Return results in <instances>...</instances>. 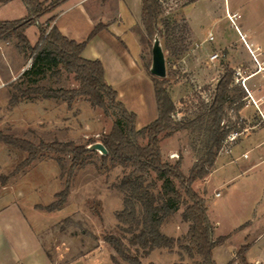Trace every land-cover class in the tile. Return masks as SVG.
<instances>
[{
  "label": "crops",
  "instance_id": "0c3cea01",
  "mask_svg": "<svg viewBox=\"0 0 264 264\" xmlns=\"http://www.w3.org/2000/svg\"><path fill=\"white\" fill-rule=\"evenodd\" d=\"M41 1L48 4L52 0ZM200 1L196 0L192 4ZM16 2H20L27 16L28 9L23 0H11L0 4L13 5ZM237 5L240 7L233 11L231 8L228 11L226 6V16L234 13L240 16L242 13L241 33L246 36V41L262 64V69L259 68L245 43L248 50L245 58L237 49L222 46L226 66L236 71L234 83L245 90L243 98L245 104L240 110L235 111V115L246 124V127L236 141L226 144L220 150L214 166L204 177L202 189L200 191L197 189V183L201 179L196 181L193 187L206 201L208 217L214 226V238L229 235L223 244L213 249L216 264H240L237 251L244 244H249L246 252L248 263L264 264V0H241ZM141 14L142 0H62L58 2L54 11L42 14L37 24L32 25L38 27L40 22L47 24L49 18L55 16L51 26H57L65 36L81 42L87 39L99 23L105 24L106 26L88 42L82 56L99 59L104 65L105 79L117 90L119 100L130 111L135 112L140 109L141 115L135 112L138 129L157 118L147 102V94L152 86L154 88V83L146 69L138 62L141 52L139 32L143 29ZM192 29L196 34V30L193 27ZM219 51L214 49L211 54ZM238 68L241 69L240 74H237ZM154 98L156 103L155 89ZM44 101H47L50 107L56 104L53 103L56 101L54 98H46L42 102ZM85 103L87 108L93 110L88 101ZM145 103L149 107H146ZM1 144L4 143L0 142ZM5 147L11 159L14 158L1 168L0 177L9 175L26 158L24 151L7 144ZM173 154L174 151L171 153V158L176 157ZM49 160L57 162L50 157L38 158L32 165L9 176L5 182L0 179V264H90V261L98 264L100 261L97 260L96 254L104 249H108L110 259L102 264H114L112 256L116 255V252L103 239L107 233L98 234L91 227L94 237H90L83 229L84 237L79 238L72 232V226L63 231L60 229L63 220L74 216L73 214L77 212L52 223L37 222L34 217L31 220L27 216L28 211L36 215L41 212L50 215L51 212L63 210L67 205L68 199L59 209L49 211L44 208L53 203L57 199L56 194L63 189L60 168L58 177L62 188L59 191L53 190L52 198L50 196L45 202H40V198L36 196L28 200L22 197L21 187L26 178L40 163ZM193 163L189 165V170ZM211 185L215 196L223 198L221 207L212 208L209 202L208 193ZM109 190L117 192L122 197V207L115 211L116 215V212L123 208V194L116 188ZM182 212L183 209H180L166 219L161 231L177 238L180 236L181 227L186 226L187 233L189 223L183 220ZM77 218L82 221L87 220L86 216L80 218L77 216ZM82 225L86 227L84 223ZM114 229L116 231L120 229L117 218ZM115 234L119 233L115 232ZM133 250L139 255L143 264H174L181 260L191 263L190 260L193 259L178 246L173 249L155 248L149 253H142L134 247ZM121 263L127 264L124 261Z\"/></svg>",
  "mask_w": 264,
  "mask_h": 264
},
{
  "label": "trees",
  "instance_id": "16d2710c",
  "mask_svg": "<svg viewBox=\"0 0 264 264\" xmlns=\"http://www.w3.org/2000/svg\"><path fill=\"white\" fill-rule=\"evenodd\" d=\"M9 1L11 0H0L2 3ZM23 1L28 15L21 19L0 20V37H16V47L26 58H32L27 74L43 63H61L64 69L74 73L79 87L68 89L39 86L29 88L22 94L35 92L44 98L62 99L69 105L77 98L84 97L92 107L101 108L106 115L111 110L116 115L110 131L103 137L102 144L106 153L101 155V166L104 169L120 165L126 170L115 185L123 194V208L116 212L123 234L107 233L103 237L116 252L112 256L114 264H122L120 260L127 264H143L133 247L149 253L155 248L173 249L176 246L185 250L192 258L199 257L194 264H216L213 249L223 244L229 235L214 238V226L208 217L206 201L193 185L209 174L220 150L227 144V136L236 128V124L224 122L227 105L231 107L235 104L236 107L232 108L240 110L245 104V90L234 84L233 71H227L220 77L212 98L207 102L202 101L201 111L195 117L183 116L176 119L178 110L166 87L167 79L146 69L154 83L158 116L138 129L136 113L119 100L117 90L107 83L103 63L99 59L82 56L88 42L106 25L99 23L87 39L78 42L65 36L57 26H51L55 19L53 16L49 18L46 26L38 23L39 39L32 45L26 31L37 24L38 18L48 12L50 7L46 8L41 0ZM59 1L62 0H57ZM161 13V0H142L141 22L149 45L153 48V40L162 36L166 38L165 48L168 52L173 55L185 53L188 50L186 43L175 33L170 34L172 23L167 19L162 21L167 31L163 33L159 25ZM12 98L14 101L18 99L17 96ZM241 127L236 131H241ZM184 129L200 137L198 156L188 173L184 172L182 156L175 162L165 160L161 148L163 138H170ZM0 142L26 153V158L9 175L0 177L2 182L32 165L38 158H44L47 154L55 155L53 159L59 164L64 186L56 194L57 199L44 207L49 211L59 209L66 203L75 172L84 167L86 157L95 151L89 144L76 143L74 140L41 139L36 143L1 129ZM149 173L156 174L155 179L150 182L146 177ZM156 187H159L158 191L154 190ZM181 207H184L182 218L189 223L188 231L183 237L168 236L161 231V226ZM64 220L75 223L69 217ZM248 248L249 244H244L237 251L240 264H249L246 259ZM174 264L192 263L181 260Z\"/></svg>",
  "mask_w": 264,
  "mask_h": 264
},
{
  "label": "rangeland",
  "instance_id": "374dc122",
  "mask_svg": "<svg viewBox=\"0 0 264 264\" xmlns=\"http://www.w3.org/2000/svg\"><path fill=\"white\" fill-rule=\"evenodd\" d=\"M194 1L196 0H161L162 13L159 25L163 33H166L162 21L167 19L172 23L170 34L175 33L186 43L188 50L185 53L173 55L168 52L165 48L166 38L162 36L153 40L154 47L151 48L143 25L142 32H139L141 52L138 62L144 69L154 72L155 60L162 59L165 68V74L162 77L167 79L166 87L177 107L176 119L183 116L195 117L201 111L202 101L207 102L212 98L216 84L225 72L233 71V78L237 76L235 70L226 66L225 52L222 51V46H231L233 49H237L244 58L248 54L241 38L242 13L234 19V23L229 19V16H226V6L228 11L229 8L233 11L240 7L237 3L241 0H227V2L226 0H201L197 4H192ZM57 4V0H52L44 6L50 7L49 12H52ZM25 15L26 12L23 11L20 2L13 5L0 4V19L21 18ZM40 24L46 26L44 22H40ZM192 27L196 30V34ZM209 31L214 35L212 41L208 39ZM26 34L32 44H35L39 39L37 26L28 28ZM16 42V37L8 39L0 37V73L4 81L7 82L0 89V129L6 133L28 138L36 143L41 139L45 141L74 140L76 143L89 144V147L95 150L86 157L84 167L75 172L71 193L63 210L51 212L50 215L45 212L36 215L34 212L28 211L27 216L31 220L34 217L37 222L52 223L70 213L77 212L73 214L74 216H69L75 223L63 220L60 226L62 231L72 226V232L79 238L84 237L83 229L90 237H94L90 230L91 227L96 233H102L101 235L115 232L123 234L121 228L119 231L114 229L116 225L115 211L122 207V197L117 192H111L109 188H116L115 185L126 170L120 165L104 169L101 166L102 152L96 148L98 144L102 143L104 135L110 131L116 118L115 113L111 110V113L106 115L101 108L92 106L93 110L87 108L85 103L87 99L84 97L77 98L71 105L67 101L54 98L56 101L53 103L56 104L50 107L47 101L42 102L46 98L41 94L35 92L22 94L29 88L39 86L78 88L79 82L75 79L74 73L64 69L61 63H43L38 65L32 73L27 74L26 71L32 65V58H26L23 52L16 47ZM214 49L220 50L218 52L220 56L215 59L216 62L211 59ZM13 96H17L18 99L14 101ZM147 99L156 118L157 106L153 86L147 94ZM88 103L90 104L89 101ZM145 105L149 107L148 104L145 103ZM232 107L235 108L236 105L233 104L231 107L229 104L227 105L224 122L236 124V128L232 131L238 130L240 126H242L240 128L242 131L246 124L235 115L237 110ZM135 112L141 115L140 109ZM199 139L197 134L188 129L177 131L170 138H163L164 159L175 162L182 156L185 172L188 173L189 165L195 162L198 156ZM142 142L145 141L142 140ZM5 145H0V170L14 158L11 159ZM172 151L175 152L173 155L176 157L174 158L170 157ZM49 157L53 159L55 155L47 154L45 158ZM58 174V162L49 160L40 163L22 185V197L26 200L38 197L40 202H45L50 198L53 190L59 191L62 188ZM146 177L150 182L155 179L156 174L149 173ZM203 183L204 178L198 181L197 189L199 191L202 189ZM160 184L161 181L158 182V185ZM154 190L158 191L159 187ZM208 199L212 208L221 207L223 203V198L215 196L212 185L209 186ZM182 209L184 207H181ZM77 216L79 218L86 216L88 221L83 218V221L79 220ZM79 222L80 224H77ZM83 223L86 227L82 225ZM185 234L186 226H182L179 237H183ZM184 243L187 241L184 240ZM183 252L186 253L185 250ZM142 253L144 252L142 251ZM96 255L97 260L100 261L98 264L106 263L110 259L108 249H104ZM196 261L195 258L190 260L192 264ZM90 264L97 263L90 261Z\"/></svg>",
  "mask_w": 264,
  "mask_h": 264
},
{
  "label": "built area",
  "instance_id": "2783aa9c",
  "mask_svg": "<svg viewBox=\"0 0 264 264\" xmlns=\"http://www.w3.org/2000/svg\"><path fill=\"white\" fill-rule=\"evenodd\" d=\"M228 16L232 20V23H234V19L237 18V17H239V14L238 13L228 14ZM241 38L244 41V43L246 44V46L248 47V49L250 50V52L252 53V55L254 56L255 61L259 65V68L262 69V64L258 61V59L256 58L254 52L250 48V45L246 41V36L242 34L241 35ZM208 39H209V41L214 40V35L211 32L208 34ZM219 56H220V54L218 52H215L214 54L211 55V59L212 60H215ZM240 71H241V69L238 68L237 74H240L241 73ZM6 83L7 82L4 81V79L2 78L1 73H0V89L3 88L6 85ZM243 85H244V87H246V85L244 83H243ZM241 134H242V131H231L229 133V135L227 136L226 143L228 144V143H232V142L236 141ZM98 150L101 151L100 149H98ZM218 195H219V193H218Z\"/></svg>",
  "mask_w": 264,
  "mask_h": 264
},
{
  "label": "water",
  "instance_id": "95a60500",
  "mask_svg": "<svg viewBox=\"0 0 264 264\" xmlns=\"http://www.w3.org/2000/svg\"><path fill=\"white\" fill-rule=\"evenodd\" d=\"M154 73L161 77L165 74L164 63L161 58L155 60ZM96 148L100 149L103 153H106V148L102 143L98 144Z\"/></svg>",
  "mask_w": 264,
  "mask_h": 264
}]
</instances>
